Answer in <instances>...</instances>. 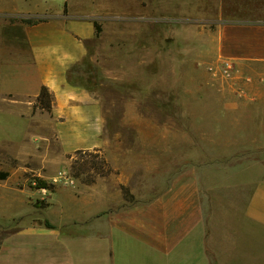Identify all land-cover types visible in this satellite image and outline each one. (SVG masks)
I'll return each instance as SVG.
<instances>
[{
  "label": "crops",
  "instance_id": "0c3cea01",
  "mask_svg": "<svg viewBox=\"0 0 264 264\" xmlns=\"http://www.w3.org/2000/svg\"><path fill=\"white\" fill-rule=\"evenodd\" d=\"M99 1L0 0V109L16 112L27 121L23 138L32 137L34 142L26 140L18 156L11 151L22 160L32 154L27 144L49 145L54 140L61 149V156L54 160L58 163L73 160L79 151L109 148L112 142L103 135L115 101L107 108L98 91L69 79L71 69L86 59L89 45L99 38ZM149 1L123 0L122 11L112 1L110 13L130 18L125 25L131 28V17L145 16ZM137 4L139 12L132 8ZM155 12L161 18H173L172 32L179 33L182 26L203 36L193 52H189L193 47H187L184 57L178 51V37L171 41L172 37L164 40L157 34L156 46L171 54L170 72L159 58L139 64L129 59L135 66L155 65L154 72L145 71L139 78L154 84L131 93L124 112H163L162 101H158L164 95L163 81L171 77L178 90L176 68L181 64L194 71L198 62L231 59L238 78L234 84L192 96L205 101V113L216 114L209 136L237 140L203 143L264 148V0H155ZM138 25L141 35L144 27ZM132 42L123 44L131 57ZM43 86L54 93L56 102L52 111L37 106L35 112ZM190 111L182 105V112ZM122 125L134 127L128 121ZM139 125L148 127V122ZM167 127L155 126V142L164 143ZM180 131L181 127L173 129V138ZM225 158L233 160L219 157L220 161ZM237 175L249 177L240 185H252L242 207L223 195ZM96 176L92 183L52 189L44 217L22 221L3 238L0 264H264V175L256 168L195 165L177 173L159 195L130 204L123 203L120 184L104 185L102 178L108 175ZM16 191L31 200L26 189ZM45 220L54 227H48Z\"/></svg>",
  "mask_w": 264,
  "mask_h": 264
},
{
  "label": "rangeland",
  "instance_id": "374dc122",
  "mask_svg": "<svg viewBox=\"0 0 264 264\" xmlns=\"http://www.w3.org/2000/svg\"><path fill=\"white\" fill-rule=\"evenodd\" d=\"M112 1H116V10H123V0L99 1L102 12L99 20L101 28L99 38L89 45L86 59L74 66L69 75L70 81L98 91L106 101L107 108L112 107L114 101L116 104V107L110 108L108 127L103 135L105 138L112 139L109 148L88 151L92 152L90 154H102L106 160L108 157L110 160L113 159L108 162V165L112 172L119 173L117 176L106 175L107 178H102V184L110 186L120 184L123 190L121 193L123 203L130 204L159 195L168 187L177 173L199 164H223L237 170L254 167L261 175H264V148L246 150L241 145L203 143L208 140L217 142L237 140L236 137L209 136V131L212 132L211 128L216 122L211 120L216 117V114L205 113L203 111L205 101L192 96L202 90L217 89L223 85L221 80L216 79L207 69V66L214 62H198L194 71L190 66L181 64L176 68L178 71L176 73L179 75L178 90L175 89V80L165 77L164 95L161 99L158 98V101H162L163 112H159V109L149 113L126 114L124 112V105L131 93L142 90L146 84L151 86L154 84L139 78L145 71L154 72L155 65L135 66L129 63V59L139 64L144 60L154 61L159 58L162 59L165 71L170 72L171 54L166 49L156 46L157 34L164 40L172 37L171 41H173L177 39L175 37H178L180 44L177 50L180 56L186 57L187 47L189 45L193 47L192 51H189L193 52L198 45V38L201 40L203 33L199 34L196 30L192 33L188 31V27L182 26H179V33L172 32L171 30L175 29L174 23L171 22L173 18H161L156 15L155 0L147 2L148 10L145 16L131 17L132 25L128 28L125 22L130 18L111 15ZM132 8L136 12L140 10L138 4ZM138 24H143L144 27L141 35H139L140 25ZM192 38L197 40V44H192ZM131 40L133 41L131 43L133 44L132 57L129 56V52H125L123 46L125 41ZM187 91L189 96H186ZM182 105H188L191 111L182 112ZM34 109L36 112L37 108ZM204 117L208 120L199 121V118ZM125 121L130 122L134 127L123 126ZM26 122L18 113L0 109V174H5L4 178H0V246L3 238L22 221L28 222L44 217L43 210L52 189L74 187L81 183H88L89 179L87 174L73 176V171L76 170L75 167L73 168L74 159L79 155L73 160L66 158L55 163V156H61V149L54 140L49 145L40 142L34 146L27 144L25 146L32 151L30 159L22 160L17 157L19 149L24 146L26 140L34 142L32 137L23 138ZM140 122H148V127L141 128ZM160 124L168 126L164 128L163 144L155 142V126ZM176 127H181V131L177 138H173V129ZM38 130L34 128V131ZM47 132L49 133V130H46ZM50 135L53 136L52 133ZM141 137L145 138L141 139ZM192 140L196 143H192ZM11 151L16 152L17 156ZM223 151L227 153L221 155ZM221 156L232 157L233 160L228 161L225 158L220 161ZM43 157H48L51 163L48 160L44 162ZM94 158L88 159L94 161L96 159ZM99 165L102 168V164ZM36 168L43 169L45 172L41 174L36 170L33 171ZM94 172L90 174H95ZM63 173L68 174L70 182L73 181V183L67 184V178L64 177L65 175L62 176ZM247 179L249 177L237 175L234 185L223 194L228 200L238 203L240 207L245 205L252 190L251 184L240 185V182ZM21 188L31 194L29 198L31 200H28V195L16 191ZM126 190L129 192L126 193ZM19 199H22V203L18 201Z\"/></svg>",
  "mask_w": 264,
  "mask_h": 264
},
{
  "label": "trees",
  "instance_id": "16d2710c",
  "mask_svg": "<svg viewBox=\"0 0 264 264\" xmlns=\"http://www.w3.org/2000/svg\"><path fill=\"white\" fill-rule=\"evenodd\" d=\"M30 22H33L32 20H29ZM97 27V35H100L101 28L98 23H96ZM56 102V98L54 93L47 87L43 86L41 89L40 95L37 97V103L34 105V108L39 106L41 109L46 110V111H52L54 105ZM92 152L88 151H79L77 152V158H75V166L73 165V168L75 167L76 170L73 171V176L78 177L82 175L89 176V179L87 180L88 183H92L95 181L96 175L100 176H106L112 172L111 167L108 165V161L102 154H90ZM90 157H95L94 161L89 160L88 158ZM77 164V165H76ZM89 164V166H88ZM99 164H102V168L100 167ZM95 171V174H90L92 171ZM93 173V172H92ZM72 175V174H71ZM5 174H0V178H4ZM129 191L126 190V193ZM45 224L48 227H54L51 222L48 220H45Z\"/></svg>",
  "mask_w": 264,
  "mask_h": 264
},
{
  "label": "built area",
  "instance_id": "2783aa9c",
  "mask_svg": "<svg viewBox=\"0 0 264 264\" xmlns=\"http://www.w3.org/2000/svg\"><path fill=\"white\" fill-rule=\"evenodd\" d=\"M207 69L216 79L221 80L223 84H234L238 79L235 62L231 59H220L217 62L209 64ZM62 176L67 178V184L73 183V181L70 182V176L68 174L63 173Z\"/></svg>",
  "mask_w": 264,
  "mask_h": 264
}]
</instances>
